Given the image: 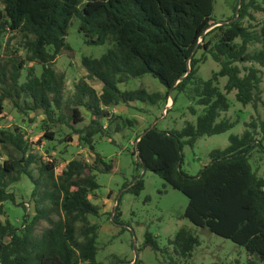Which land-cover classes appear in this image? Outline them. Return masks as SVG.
I'll list each match as a JSON object with an SVG mask.
<instances>
[{
  "label": "trees",
  "instance_id": "trees-1",
  "mask_svg": "<svg viewBox=\"0 0 264 264\" xmlns=\"http://www.w3.org/2000/svg\"><path fill=\"white\" fill-rule=\"evenodd\" d=\"M215 1L3 0L0 38L17 33L25 57L14 50L9 59L0 60V114L6 101L21 114L42 111L49 122L68 125L71 133L65 141L77 135L94 157L73 158L56 174L55 162L35 153L37 143L30 142L20 126H0V212L4 202L16 203L9 187L24 175L33 184L34 203V214L25 213L20 227L7 218L0 222V264H104L97 259L100 225L90 220V216L101 215V207L91 196L100 188L98 173H110L113 164L96 151L95 137L110 136L114 122L115 132L120 131V125L133 124L128 118L113 116L111 106L133 102L155 105L169 97L175 102L173 92L182 94L188 89L203 111L181 129L156 124L146 128L133 151L137 165L187 196L184 218L242 247L254 261L247 264L264 263V163L260 174V168L251 162L254 151L264 157V119L246 122L241 134L229 136L226 147L210 151L208 162L196 175L182 168L185 146L194 147L199 138L227 132L239 123L222 116L231 107L229 93L235 91L236 100L244 106L264 108V27L257 31L245 21L254 20L252 11L264 12V5L258 0H238L234 15L220 22L213 17ZM74 18L79 19V31L88 45L111 41L112 47L98 58L82 57L86 75L75 85L70 113H64L66 76L54 64L63 50H71L66 38ZM257 43L262 48L250 52L249 47ZM207 55L220 68L204 80L198 70ZM27 63L41 65V73ZM243 63L250 65L242 67ZM146 75L157 79L165 93L149 92L141 86L119 87ZM223 77L226 82L220 89ZM89 81L100 82L101 89L96 90ZM54 136L45 130V138L53 140ZM143 189V176L123 185L125 193L140 195ZM119 204L120 198L112 219L116 224H122ZM21 206L27 209L23 203ZM54 214L59 215L57 220L52 219ZM41 220L49 227L38 234ZM168 244L188 260L200 240L182 227ZM144 246L155 251L168 249H161L149 231ZM115 264L124 263L116 260Z\"/></svg>",
  "mask_w": 264,
  "mask_h": 264
},
{
  "label": "rangeland",
  "instance_id": "rangeland-1",
  "mask_svg": "<svg viewBox=\"0 0 264 264\" xmlns=\"http://www.w3.org/2000/svg\"><path fill=\"white\" fill-rule=\"evenodd\" d=\"M238 0H216L214 4L213 17L216 21L224 22L232 17ZM264 5L262 0H258ZM3 9V0H0V10ZM254 20L246 19V25L252 23L257 31L264 27V12L252 11ZM248 21V22H247ZM79 19L74 18L68 30L66 38L71 50H63L55 60V68L65 73L64 88V113H70L71 100L75 91V85L86 75V70L81 64L83 56L100 57L112 47L111 41L103 45H88L85 37L79 31ZM10 39V40H9ZM239 42V40H238ZM9 43V50L7 48ZM0 60H7L13 55L14 50H19L17 55L24 58L25 52L21 48V38L17 33H7L0 38ZM262 48L257 43L249 47L250 52ZM202 51L198 52L200 57ZM34 65L36 72L41 73V65L37 63H27L26 66ZM249 66L250 63L240 64ZM257 67L259 65L256 64ZM220 68L210 55L199 64L198 76L204 80L211 78L215 71ZM261 88L264 98V68ZM26 68L23 70L21 81L25 79ZM226 78H220L219 87L223 89ZM96 89H101L98 81H89ZM144 87L149 92H159L164 94V86L153 77L146 75L142 78L132 79L127 84H119L121 90L136 89ZM176 98L169 97L168 100H161L155 105L133 102L129 106L120 103L111 106L109 109L113 116H122L133 121L132 125H120V131L115 132L117 122H114L110 130V136L97 135L95 137V148L106 162L113 164L110 173H98L97 180L100 188L91 197L93 203H98L101 207L99 217L90 216L92 223L100 225L97 259L104 264H115L122 261L124 264H247L253 261L244 249L229 239L212 233L206 227H197L188 219L183 217V213L188 204V198L182 192L167 185L163 179L151 171H144L137 165V156L133 155L137 137L151 125L156 124L159 128L181 129L187 121L195 122L197 115L203 111V106L196 103L192 98V91L188 89L186 93L173 92ZM230 109L222 116L232 120H239V123L231 130L203 136L199 138L194 147L185 146L183 170L190 175H196L198 171L209 160V153L216 148H224L229 144L231 134H241L246 126L245 123L253 119H264V108L260 105L254 108L251 104L242 105L235 98V91L228 94ZM192 107L196 110L193 114ZM89 115H86V122ZM119 122V121H118ZM104 125H108L107 120H103ZM121 122H119L120 124ZM20 126L27 134L30 142L37 143L34 147L35 153L46 161L55 162L56 174H59L68 161L77 157L93 159L90 150L79 142L78 136L73 135L72 141H65L71 133L68 125L60 122L52 123L46 120L42 111L19 113L9 101L5 102L3 114H0V126L12 128ZM45 130L55 134L54 139L44 137ZM254 167L260 168L261 174L264 157L261 153L254 151L251 160ZM138 176H143L144 189L140 195L125 193L123 185L130 184ZM33 184L27 176H22L20 180L14 182L9 191L16 196V203L6 201L3 204V213L0 212V222L6 218L16 227L22 224L25 213L34 214V203L31 199ZM120 198L119 209L122 213L120 218L122 224L112 221L117 199ZM26 206V210L21 206ZM58 214H54L52 219L57 220ZM49 224L41 220L36 233L40 234ZM187 227L192 234L200 240V245L196 246L192 257L185 260L174 253L168 241L174 238L177 232ZM146 231L151 232L158 239L161 249L155 251L148 246H144ZM136 259H138L136 261ZM254 262V261H253ZM257 264H264L256 261Z\"/></svg>",
  "mask_w": 264,
  "mask_h": 264
},
{
  "label": "water",
  "instance_id": "water-1",
  "mask_svg": "<svg viewBox=\"0 0 264 264\" xmlns=\"http://www.w3.org/2000/svg\"><path fill=\"white\" fill-rule=\"evenodd\" d=\"M216 25H219V24H216ZM216 25H213L212 27H214V26H216ZM212 27H211V28H212Z\"/></svg>",
  "mask_w": 264,
  "mask_h": 264
},
{
  "label": "crops",
  "instance_id": "crops-1",
  "mask_svg": "<svg viewBox=\"0 0 264 264\" xmlns=\"http://www.w3.org/2000/svg\"><path fill=\"white\" fill-rule=\"evenodd\" d=\"M166 128V127H165ZM145 130V129H144ZM96 193H97V191H96ZM92 197V196H91ZM95 204H98V203H95Z\"/></svg>",
  "mask_w": 264,
  "mask_h": 264
}]
</instances>
